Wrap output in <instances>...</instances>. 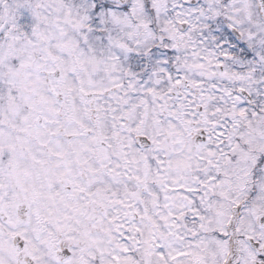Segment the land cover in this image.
Here are the masks:
<instances>
[{"label": "snow or ice", "instance_id": "obj_1", "mask_svg": "<svg viewBox=\"0 0 264 264\" xmlns=\"http://www.w3.org/2000/svg\"><path fill=\"white\" fill-rule=\"evenodd\" d=\"M0 264H264V0H0Z\"/></svg>", "mask_w": 264, "mask_h": 264}]
</instances>
